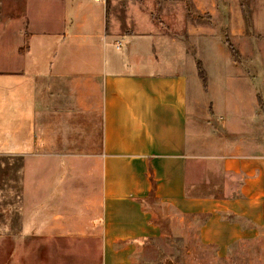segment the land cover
<instances>
[{"label": "crops", "instance_id": "0c3cea01", "mask_svg": "<svg viewBox=\"0 0 264 264\" xmlns=\"http://www.w3.org/2000/svg\"><path fill=\"white\" fill-rule=\"evenodd\" d=\"M248 2L264 40V0ZM123 3L12 0L0 21V155L22 157L25 247L5 259L33 264L25 242L34 237L39 264H139L147 239L181 230L219 257L259 238L264 253V114L244 125L222 112L239 109L237 87L264 86V77H236L220 25L108 27ZM207 7L213 19L230 18L232 41L245 37L239 0ZM247 39V67L264 71V43ZM215 174L219 194L192 190Z\"/></svg>", "mask_w": 264, "mask_h": 264}, {"label": "rangeland", "instance_id": "374dc122", "mask_svg": "<svg viewBox=\"0 0 264 264\" xmlns=\"http://www.w3.org/2000/svg\"><path fill=\"white\" fill-rule=\"evenodd\" d=\"M10 1L12 0H0V21H7L12 9L9 6ZM101 1L105 2L108 0ZM124 1L126 3L121 6L111 7V13L115 17L108 21V23L113 24L112 26L108 25V27L122 33L131 34L152 31L183 33L190 23L193 30H199L201 25L207 26L209 24L212 27L220 25L222 26L221 33L224 45L233 55V61L240 64L241 72L236 77L254 78L256 80L264 77L262 66L257 65L255 69L247 67L248 60H251V56L246 50L251 46L247 37H253L252 40L256 42V46H262L264 43L262 37L251 28L248 0H239L241 5L240 18L243 20L241 32L245 37L242 38L238 35L240 40L235 39L237 43L229 37L227 22L230 18L224 14L222 19H216L215 17L213 19L210 11H208V4H212L214 0ZM219 20L224 22L223 25L218 22ZM255 38L257 39L256 41L254 40ZM194 49L193 44V51ZM0 62L4 65L0 67H5L6 69L7 57L4 56L0 59ZM198 65L199 69L202 70L200 64ZM229 70L230 67L228 65L218 70L214 68L212 71L213 77L216 79L217 75L220 73L226 74ZM209 73L212 78L211 72ZM203 84L204 90H207L206 82ZM236 89H239L241 96L239 111L236 106L230 109L231 104H229L228 110L222 108V112L227 111L230 116L233 115L234 121L239 113L240 123L242 122L244 125L249 121V113L256 111V114H264V86L257 84L254 87L239 86ZM213 104L210 101L207 103L206 112L212 113L214 110ZM197 112H203L201 106L197 108ZM215 159L208 161L209 167L210 164L213 165L220 161V157ZM216 175L209 180L206 178L199 179L203 183H193L192 190H198L196 192L200 191L203 193L208 188L207 193L219 194L222 186V176ZM21 179L22 157L0 155V264H14L9 262L8 259L6 260L5 257L18 248H20V251H17V254H23L25 250L23 232L20 228L22 223V216L20 215L22 209ZM209 186H212L211 189H209ZM13 242L20 243L14 245ZM35 245H39V240L34 237L32 240L25 242V246L30 249L28 252L31 253L33 264H39L36 259L40 253L34 251V249L31 251V247ZM139 264H264L262 238L250 242H240L227 256L219 257L213 248L201 246L195 242L191 231L184 232L181 230L172 235L147 239L141 251Z\"/></svg>", "mask_w": 264, "mask_h": 264}, {"label": "trees", "instance_id": "16d2710c", "mask_svg": "<svg viewBox=\"0 0 264 264\" xmlns=\"http://www.w3.org/2000/svg\"><path fill=\"white\" fill-rule=\"evenodd\" d=\"M231 51H232V49H231ZM198 73H199V76H200L202 82L205 83V75H204L203 70L199 69V72Z\"/></svg>", "mask_w": 264, "mask_h": 264}]
</instances>
